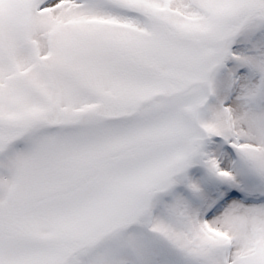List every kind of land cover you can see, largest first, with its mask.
<instances>
[{
  "label": "snow or ice",
  "instance_id": "1",
  "mask_svg": "<svg viewBox=\"0 0 264 264\" xmlns=\"http://www.w3.org/2000/svg\"><path fill=\"white\" fill-rule=\"evenodd\" d=\"M0 264H264V0H0Z\"/></svg>",
  "mask_w": 264,
  "mask_h": 264
}]
</instances>
